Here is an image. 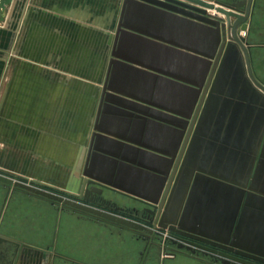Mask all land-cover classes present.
<instances>
[{"label": "crops", "instance_id": "crops-1", "mask_svg": "<svg viewBox=\"0 0 264 264\" xmlns=\"http://www.w3.org/2000/svg\"><path fill=\"white\" fill-rule=\"evenodd\" d=\"M84 1L0 0V173L70 197L77 194L89 145L83 154V79L68 62L83 41L81 13L90 7ZM246 22L251 70L261 77L264 0H254ZM86 29L85 35L98 37L97 30ZM85 86L91 95L92 89L98 93L96 85ZM244 97L238 94L242 102L221 108L219 146L209 149L217 162L203 169L224 188L262 189H254L262 200L255 193L245 196L258 205L264 203V147L257 149L264 108ZM95 120L94 114L92 125ZM225 143L234 150L223 148ZM107 201L124 209L121 215L132 208L113 194ZM152 241L139 231L0 183V264H220L173 249L176 255L165 259L168 251Z\"/></svg>", "mask_w": 264, "mask_h": 264}, {"label": "water", "instance_id": "water-1", "mask_svg": "<svg viewBox=\"0 0 264 264\" xmlns=\"http://www.w3.org/2000/svg\"><path fill=\"white\" fill-rule=\"evenodd\" d=\"M251 2L246 0L242 15L235 13L237 5L218 0H123L77 188L80 201L1 173L0 183L149 237L154 229L147 225L218 248L186 239L170 241L181 251L195 254L196 248L217 256L221 264H264V254L242 244L236 233L228 239L199 234L182 221L197 179H218L200 169L189 170L188 157L207 110L217 104L233 48L240 56L236 74L243 78L244 99L264 108V85L252 73L244 38L236 35L245 26ZM203 9L224 19L205 16ZM162 59L171 62L161 66ZM125 115L139 117L141 125L131 126ZM263 136L264 123L260 144ZM239 190L262 200L251 188ZM106 191L150 206L147 225L121 215L124 209L107 201Z\"/></svg>", "mask_w": 264, "mask_h": 264}, {"label": "rangeland", "instance_id": "rangeland-1", "mask_svg": "<svg viewBox=\"0 0 264 264\" xmlns=\"http://www.w3.org/2000/svg\"><path fill=\"white\" fill-rule=\"evenodd\" d=\"M85 1L90 7L89 9H84V11H82L81 13V21L83 22L84 27L83 41L81 42V44H76V48L78 49V51H80L76 53L75 59L68 61L69 63H72L71 65L73 67L75 66V68H77V72L81 73V77L83 79L82 86L84 91L82 92V102L84 107L83 115L85 119L83 124V154L86 151L87 144L89 142V132H93V125L91 124V122L94 114L97 115L98 112L100 97L108 67V60L111 58L110 50L112 45V38L116 30L120 10L123 3V0ZM210 1L214 0H207V2L209 3ZM218 1L228 4H234L239 8L243 7V3L246 4V0ZM253 3L254 0H252L249 16L252 12ZM239 8L237 11H235V13L241 14L238 13L239 11H241L243 15L244 7L242 8V10H240ZM209 14L216 15L213 11H209ZM218 18L224 19L222 15H218ZM233 21L234 19H231V23ZM243 25H245L244 28L238 29L237 34L239 35V38H244L245 45L249 49V45L247 44V42L251 43V38H249L248 36L247 22ZM89 26L92 27L93 32H95V30L98 31L99 38L85 35L87 34L86 27ZM250 48L252 49L253 47ZM251 49L250 51H252ZM249 62L251 67L250 55ZM240 63L241 61L239 52L237 49L233 48V53L230 57L229 62L226 63L222 75L224 79L220 85V92L217 94V104L220 105L219 103L221 102V106L213 109L211 105L207 110L199 131L200 134L198 133L196 135L195 142L190 150V155L188 157L189 170L197 168L204 171L203 167L210 165L212 161L217 162L215 161L217 160V158L213 159V156H211L215 150L212 151V153H209V149L211 150L210 147L216 149L219 146V141H217L216 135L218 137V135H221V133L223 132L219 125V115L221 114V108H225V105L233 107L236 103L242 102L237 98L238 94L243 93V78L240 77V75L238 76V73L236 74V70L240 71ZM262 71H264V69H262ZM262 74H264V72H262ZM258 76L260 77V75ZM259 77L258 80L261 77L264 78V76H261L260 78ZM90 83L97 86L98 93H96V90L92 89L91 95L89 88L87 90L85 86L86 84ZM217 115L218 119L216 121L212 120V118ZM259 130L261 132V129ZM209 133L210 135L208 136ZM225 144H221V146L228 150H234L233 147ZM262 147H264V140L260 144V140L258 138L257 149H262ZM206 149H208L207 152ZM78 167H80V165H78ZM213 172L214 174L216 173V171ZM15 177L16 175L10 176V178H12L13 180H21L16 179ZM76 177L77 175L74 176V178ZM203 181H205V179L198 178L194 183L192 194L189 198V203L184 215L182 216V221H184V223L188 227L187 230L191 232L195 231L199 234L207 232L211 236H220L222 238L225 237L226 239L230 238L233 233H236V237L238 239H241L240 242L242 244L252 247V249L257 250L259 254H264V203L258 205L251 203L250 200L248 201L246 199L245 192L242 193L243 191L241 192L239 189L224 188V186L217 181L206 180V184H204ZM46 187L48 189H52L49 186ZM54 190L56 189L54 188ZM156 231H161V233L163 234L162 236H159L154 232L153 235H150V238L153 240L152 242L159 244L161 247L163 246L168 252H170L169 250L173 249L177 250L178 252L180 251L189 253L187 251H181L177 248H174L173 246L170 247V245L165 244L164 234H166V231L162 229L160 230V228H158V230ZM13 246L14 252L10 257V261L14 257L17 244H14Z\"/></svg>", "mask_w": 264, "mask_h": 264}, {"label": "flooded vegetation", "instance_id": "flooded-vegetation-1", "mask_svg": "<svg viewBox=\"0 0 264 264\" xmlns=\"http://www.w3.org/2000/svg\"><path fill=\"white\" fill-rule=\"evenodd\" d=\"M244 4V6L243 7H245V3H243ZM238 10V9H237ZM237 36H238V38H239V35L237 34ZM241 38H243V37H241ZM227 38H226V41L225 42H227ZM244 44V43H243ZM245 45V44H244ZM246 46V45H245ZM246 49H247V52H249V49H248V47L246 46ZM250 53H248V55H249ZM230 60V59H229ZM228 60H226V62H227ZM255 77V76H254ZM258 81V80H257ZM126 116V115H125ZM124 118V117H123ZM128 121L129 120V122H130V125L132 126V125H134V126H139V125H141V119L139 118V117H136V116H126L125 117V121ZM95 124V123H94ZM195 124H196V122H195ZM94 126V125H93ZM191 137H192V133H191V135H190V137H189V140H188V142H187V145H186V148H185V150H187V147L189 146V144H190V142H191ZM196 137V136H195ZM195 137H194V139H193V141H192V144H191V147H190V150H191V148H192V146H193V144H194V142H195ZM90 140V139H89ZM183 156H184V154H183ZM183 156H182V159H183ZM176 175V174H175ZM174 179H175V177H174ZM174 179H173V181H174ZM255 188H253V190H254ZM255 190H262V189H255ZM60 194V193H59ZM106 195H105V198H107V199H109V195L110 194H113V195H115V196H118V197H122V198H125V200H128V202H130L131 204H132V208H131V210L130 211H126V214H127V216L129 217V218H132V219H134L135 221H137L138 223H141V224H144V225H147L146 224V222H147V219H149V217H150V214H149V211H153V209L150 207V206H147V205H144L143 203H140V202H137V201H131V200H129V199H127L126 197H124L123 195H117V194H115V193H113V192H110V191H106V193H105ZM61 196H63V197H67V198H71V199H77V200H79V198H78V193L76 194V195H74V197H70L69 195H67V194H65V193H61L60 194ZM80 201V200H79ZM64 207V206H63ZM155 212V211H154ZM125 215V214H124ZM149 228H152V229H154V232H155V234H157V235H159V236H162V234L163 233H161V231L159 232V231H156V230H158V228L157 227H151V226H149V225H147ZM161 230V229H160ZM166 231V234L164 235V237H165V239H166V241H169L168 242V244L170 245V247H172V245H171V243H170V241H172V242H178L179 243V239H186V240H189V241H194V240H192V239H189V238H186V237H182V236H180V235H178V234H176V233H174V232H171V231H168V230H165ZM194 242H196V243H198V244H201V245H204V246H208V247H211V248H213V249H216V250H220V249H218V248H215V247H212V246H209V245H207V244H204V243H201V242H197V241H194ZM174 247V246H173ZM174 248H176V247H174ZM195 250H196V252H195V254L196 255H200V256H206L207 258H209V259H211V260H213L214 262H217V263H220L221 264V260H220V258L219 257H217V256H211L210 254H205V252H203L202 250H200V249H196V248H194ZM176 252H178L177 250H175ZM165 255H168L169 257H165V259H172L175 255H176V253H174V252H166V254Z\"/></svg>", "mask_w": 264, "mask_h": 264}, {"label": "bare ground", "instance_id": "bare-ground-1", "mask_svg": "<svg viewBox=\"0 0 264 264\" xmlns=\"http://www.w3.org/2000/svg\"><path fill=\"white\" fill-rule=\"evenodd\" d=\"M251 5H252V2H251ZM250 8H251V6H250ZM200 9H202V8H200ZM204 11H206V15L205 16H207V15H210L209 14V11L210 10H208V9H203ZM211 12V11H210ZM214 12V11H213ZM250 13V12H249ZM216 14V13H215ZM218 15H220V14H216V15H210V16H214V17H218ZM231 22V21H230ZM221 25V24H220ZM238 30V29H237ZM237 30H236V35H237ZM226 32H228V29H227V27L225 26V40H226V38H227V33ZM99 38V37H98ZM228 39V38H227ZM104 40V39H103ZM136 52H138L137 54H139V51H137V50H135ZM110 52H111V50H110ZM140 55V54H139ZM168 59L166 60H161L160 62H159V64L161 65V66H165V67H167L168 66V62L170 63L171 61H168ZM108 62H109V60H108ZM250 63V62H249ZM162 257H163V255H162ZM165 257H169L168 255H164V257L163 258H165Z\"/></svg>", "mask_w": 264, "mask_h": 264}, {"label": "built area", "instance_id": "built-area-1", "mask_svg": "<svg viewBox=\"0 0 264 264\" xmlns=\"http://www.w3.org/2000/svg\"><path fill=\"white\" fill-rule=\"evenodd\" d=\"M18 181H21V182H23V183H25V184H27V185H31V186H34V187H36V188L42 189V190L51 191L50 189H48V188H46V187H43V186H36V185H34V184H29L28 182H25V181H23V180H18ZM51 192H54V191H51ZM54 193H56V192H54ZM57 194H59V193H57ZM164 235H165V234H164Z\"/></svg>", "mask_w": 264, "mask_h": 264}]
</instances>
